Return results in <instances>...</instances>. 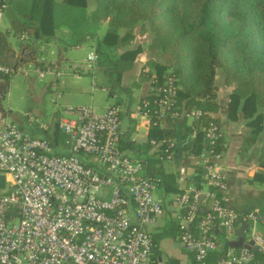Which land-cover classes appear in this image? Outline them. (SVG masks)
Masks as SVG:
<instances>
[{
	"label": "built area",
	"instance_id": "obj_1",
	"mask_svg": "<svg viewBox=\"0 0 264 264\" xmlns=\"http://www.w3.org/2000/svg\"><path fill=\"white\" fill-rule=\"evenodd\" d=\"M10 3L0 0V30ZM44 64L41 81L54 72L51 64ZM96 64L92 54L74 69L91 73ZM18 73L0 63V100L3 77ZM152 86L136 108L145 124L151 128L172 120L198 121L191 139L202 133L207 146L202 159L206 190L188 189L173 199V206L182 211L177 220L182 247L194 264H211L210 256L221 250L224 254L216 264H257L252 249H222L225 243L215 234L229 243V236L248 224L251 232L246 230L245 244L253 242L264 256L257 213L242 215L232 205L222 171V127L201 122L200 109L181 112L175 74L162 82L154 76ZM63 114L59 130L67 154L14 122H0V174L6 176V189L0 191V264H161L154 257L156 244L149 228L158 224L166 206L155 195L158 185L146 174L145 162L121 149L122 108L113 105L98 113L90 107H68ZM41 128L50 130L46 124ZM151 145L155 153L161 152L162 161L176 156V140H169L163 150L156 141ZM202 199L210 207L197 221Z\"/></svg>",
	"mask_w": 264,
	"mask_h": 264
},
{
	"label": "trees",
	"instance_id": "obj_2",
	"mask_svg": "<svg viewBox=\"0 0 264 264\" xmlns=\"http://www.w3.org/2000/svg\"><path fill=\"white\" fill-rule=\"evenodd\" d=\"M10 2L12 6L15 3L11 24L14 35L21 41V50L18 56L9 43V33L0 31L1 64L16 69L22 54L26 61L36 62V41H53L57 26H66L74 35V45L88 40L96 42L97 68L111 82V96L117 97L124 73L133 68L145 51L142 46L122 49L133 41L136 29L145 33L149 26L154 39L148 50L152 56L163 57V61L150 58L142 75L150 80L156 76L162 82L165 76L175 74L182 113L200 109L204 113L201 122H215L222 127L221 120L211 116L219 108L215 77L217 69H222L226 85H236L229 95L228 119L235 122L242 113L246 126L251 129V134L244 139V151L254 146L264 132V0H95L91 13L88 0H63L58 19L56 0ZM102 22L108 27L100 37ZM23 36L27 38L22 40ZM29 52H33L32 57L27 56ZM11 79L4 76L1 86ZM116 100L115 105H121L118 97ZM166 125L150 128L147 153L152 148L151 141L160 143L159 149L163 150L171 139L177 141L178 151L183 143L191 141L199 122L189 125L181 119ZM192 142L191 154L202 155L207 150L202 133ZM259 160L264 167V143ZM144 162L146 174L158 187L164 184L167 194L179 190L174 176L164 171L161 160L147 156ZM195 167L203 178L202 166ZM200 187L201 183L196 188ZM205 215L201 209L197 221ZM172 222L173 232L167 235L179 232L178 221ZM153 239L157 258L160 239L157 236ZM229 247L230 243L225 242V248ZM254 253L256 260L264 264V256ZM223 254V250L213 253L210 263L216 264Z\"/></svg>",
	"mask_w": 264,
	"mask_h": 264
},
{
	"label": "crops",
	"instance_id": "obj_3",
	"mask_svg": "<svg viewBox=\"0 0 264 264\" xmlns=\"http://www.w3.org/2000/svg\"><path fill=\"white\" fill-rule=\"evenodd\" d=\"M56 3L58 4L56 10V19H58V17L61 15L59 11H61L60 6L63 5V0H56ZM94 9L95 0H88V12L91 13L94 11ZM104 25L100 29V37H102L107 30V23H105ZM74 39V35L69 30V28L60 25L57 26V29L55 30V41L38 40L34 44V48L37 49V44H39V46H42L44 44L43 47H40L39 49V51L42 49L43 55H45V53H47L48 51L50 52L53 48L58 50L59 58L52 60V66H59L60 61H63L64 59L68 61L69 58L67 57V55H69V51L71 54H74L75 52L85 50V44H90L91 48H93V51L89 54V56L92 54H96L95 41H86L84 43L74 45ZM130 44L124 46L122 50L128 49L130 47ZM14 50L16 51L18 56H20V45L18 49ZM35 52L37 57L36 62L26 61L25 54L24 56L22 54L21 64L16 69L21 70L22 68L26 67V64L33 62L34 67L35 64L37 65L36 71L39 74L40 78V70L44 69V66H42L43 64H38L41 58H38V50H35ZM26 54L30 57L33 56V52H29ZM140 56L135 62L133 68L124 73L121 87L117 94V97L121 101V105L119 106L122 108L121 128L124 140L121 144V149L124 153L135 158H139L142 161H145L147 156H152V158L160 160L161 154L155 153L153 147L147 153L146 144L149 140L150 128L137 115L136 112L137 106L145 97H147L151 93L153 87L151 83L152 80L144 77L141 72L145 68L147 62L150 60V57L148 55L146 56V54H141ZM88 57L84 59L82 63H84L88 59ZM43 59L49 60L48 57L46 58V56H43L42 60ZM78 64L79 63H75L72 65L73 67L71 66L69 68L71 72L75 71V75L77 71L74 69V66ZM29 67L30 66H28L27 68ZM59 71L60 67H58V69H54V72L50 74V76L53 77V81L49 82L48 86L50 85L52 89L59 90V81L64 75V73L61 74L59 73ZM11 81L12 79L9 83L5 82V84L2 85V98L3 95L8 92L10 86L9 84L11 83ZM104 84V89H106V91L108 92V95L112 99V102L107 107H103V112H105L109 107L115 105L117 101V97H112L110 94V85H106L107 83ZM223 86L224 87L218 86V91L216 93V102L218 103L219 108L218 112L215 113V117L221 120L224 134L222 139L224 151L222 171L225 173L228 179L229 191L232 198L233 207L242 215L248 214L250 212L257 213L258 222L256 223V229L260 234L264 235V222L262 221V217L264 216V167L261 166L259 160L261 149L264 143V132L259 135L258 140L254 146L250 147L247 151H244V139L251 134V129L246 126V122L243 118L242 113L239 114L238 120L235 122L228 119L229 95L232 88H229L227 85ZM98 87L99 86L96 83L93 84L92 94ZM90 108L95 110L93 106H90ZM37 114L42 121H38L37 119L35 120V122H33L29 114L30 119L26 122V124H24L25 127L22 124H18L20 128L32 137L48 139L51 142L58 144L59 149H62V145L64 146L65 136L59 130V121L64 116L63 112H61L60 110L56 112L52 111L50 117L46 119L43 117L42 113L37 112ZM6 116H8V113L3 111V109L0 110V122L7 120ZM185 120L189 125H195V123L198 122L192 121L191 119ZM44 124L50 126L49 131H44L41 128V126ZM190 140L191 141H186L185 143H183L182 148H180L181 146L179 147V150L176 152V156L173 160H161L164 171L166 172V174L174 176L173 181H175L176 185L179 188L178 191L167 194L165 192L164 184L158 187V189L161 190V200L165 202L166 210L163 217L159 220L158 224L154 228H149V231L153 234V237L157 236L160 239L158 243L159 255L157 258L161 264H194L193 256L187 253L180 243L179 232L176 231V233L167 235L169 234V232H173L174 223L172 221L178 220V216L182 215V211L173 206L174 197L188 189L196 188L199 183H201L200 188L206 190L203 178L197 172V169L195 167L197 165L202 166V159L205 156L206 151L202 155L191 154V146L194 143L192 142V139ZM187 145L188 148H185V146ZM201 203L203 212L207 213L209 211L210 203L206 199H202ZM247 231L249 235L251 230L247 229ZM217 237L220 239V241L223 239V236H221L220 233H217ZM166 240H168L169 246L166 248V250H163L161 243L162 241L165 242ZM228 240L230 241L229 243H232L237 241L238 237L234 234L232 236H229ZM224 248L225 244L223 245L222 249ZM170 260L174 262H168ZM257 264L260 263L257 261Z\"/></svg>",
	"mask_w": 264,
	"mask_h": 264
},
{
	"label": "rangeland",
	"instance_id": "obj_4",
	"mask_svg": "<svg viewBox=\"0 0 264 264\" xmlns=\"http://www.w3.org/2000/svg\"><path fill=\"white\" fill-rule=\"evenodd\" d=\"M14 6L15 3L12 7L10 5L9 9L6 10L0 31L9 33V43L14 49H18L21 41L14 35L13 31L10 30L12 29L11 19L14 14V11L12 10L15 9ZM105 23L106 22H102L101 25L103 26ZM137 30L138 29H136L135 37L128 49H136L138 46H142L145 50L142 54H146V56L148 55L155 61H163V57L152 56L148 50L150 43H152L154 39L150 27L146 26L145 33H139ZM43 45L39 46V44H37L39 55L38 58H41L38 64H43V66H45L44 63H47L48 65L51 64L50 67H52L53 69H58V67H60L59 73H64V75L59 81V90L52 89L50 85L48 86V83L53 81L52 76L47 75V77L43 81H41L39 78V74L36 71L37 65L35 64L34 67L33 62L28 63L30 65L26 64L25 68H22L21 70H19L18 74L14 75L11 83L9 84L10 86L8 92L5 93L3 95V98H1L0 100V110L3 109V111L8 113V116H6V121L14 122L17 125L22 124L24 126V124H26V122L30 119L29 114L33 122H35V120L37 119L38 121H42L41 118H39L37 112L42 113L43 117L46 119L50 117L52 111L56 112L60 110L61 112H63L64 108L66 107L93 106L98 113H102L104 110L103 107H107L112 102V99L109 97L108 92L106 91V89H104V83H107L106 85L111 84L109 79L103 74H100L101 72L98 70L97 64L94 67V71L91 73L83 71L76 72L75 75V71H72V73L69 69L75 63L81 64L82 61L89 56V54L93 51V48H91L90 44H85V50L75 52L74 54H71L69 51V55H67L69 60L67 61L64 59L63 61H60L59 66H52V60L59 58L58 50L53 48L50 52L48 51L47 53H45V55H43L42 49L39 51L40 47H43ZM43 56H46V58L48 57L49 60L43 59L45 60V62H43ZM28 66L30 67L27 68ZM225 79L226 76L224 71L222 69H217L215 77L216 86L224 87L223 85H226ZM94 83H96L99 87L92 94ZM227 86L229 88H232V90L234 89V87H236L235 84ZM58 153L67 154L68 150L62 145V149H59ZM155 195L159 200L162 199L160 189L156 190ZM222 242H226L224 238L222 239ZM161 245L163 250H166V248L169 246L168 240H166L165 242L162 241Z\"/></svg>",
	"mask_w": 264,
	"mask_h": 264
},
{
	"label": "water",
	"instance_id": "obj_5",
	"mask_svg": "<svg viewBox=\"0 0 264 264\" xmlns=\"http://www.w3.org/2000/svg\"><path fill=\"white\" fill-rule=\"evenodd\" d=\"M212 117H215L214 113H211ZM6 189V176L4 174H0V191ZM262 221L264 222V216L262 217ZM249 228L248 224H243L240 228L235 230V235L238 237V240L230 243L232 248H241L245 247L248 249H252L254 252H258L256 247H253V242L249 244H245V232Z\"/></svg>",
	"mask_w": 264,
	"mask_h": 264
}]
</instances>
